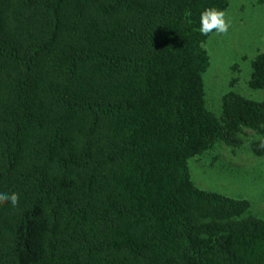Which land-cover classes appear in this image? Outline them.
Masks as SVG:
<instances>
[{"label": "trees", "instance_id": "16d2710c", "mask_svg": "<svg viewBox=\"0 0 264 264\" xmlns=\"http://www.w3.org/2000/svg\"><path fill=\"white\" fill-rule=\"evenodd\" d=\"M229 6L0 0V264H264V218L190 169L245 130L264 159V100L206 105L200 15Z\"/></svg>", "mask_w": 264, "mask_h": 264}, {"label": "rangeland", "instance_id": "374dc122", "mask_svg": "<svg viewBox=\"0 0 264 264\" xmlns=\"http://www.w3.org/2000/svg\"><path fill=\"white\" fill-rule=\"evenodd\" d=\"M229 2L225 13L231 26L226 35H211L207 43L211 64L204 75L207 108L219 119L223 95L229 90L254 101L264 100V89L249 86L251 62L264 51V0ZM245 132L239 148L219 142L213 150L193 158L192 179L201 188L249 201L252 214L264 218V159L253 154V133Z\"/></svg>", "mask_w": 264, "mask_h": 264}, {"label": "clouds", "instance_id": "9594fccd", "mask_svg": "<svg viewBox=\"0 0 264 264\" xmlns=\"http://www.w3.org/2000/svg\"><path fill=\"white\" fill-rule=\"evenodd\" d=\"M200 33L208 36L209 33L215 32L217 34L226 35L230 28V22L226 19V13L216 8H206L200 15ZM11 202L16 206L19 202L17 193L11 195L0 193V204Z\"/></svg>", "mask_w": 264, "mask_h": 264}, {"label": "bare ground", "instance_id": "6f19581e", "mask_svg": "<svg viewBox=\"0 0 264 264\" xmlns=\"http://www.w3.org/2000/svg\"><path fill=\"white\" fill-rule=\"evenodd\" d=\"M249 148V147H248ZM239 153V152H238ZM216 154V153H215ZM214 155V154H213ZM217 156V155H216Z\"/></svg>", "mask_w": 264, "mask_h": 264}]
</instances>
